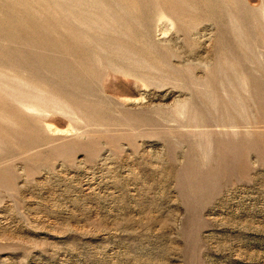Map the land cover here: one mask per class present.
I'll return each instance as SVG.
<instances>
[{
    "label": "rangeland",
    "instance_id": "obj_1",
    "mask_svg": "<svg viewBox=\"0 0 264 264\" xmlns=\"http://www.w3.org/2000/svg\"><path fill=\"white\" fill-rule=\"evenodd\" d=\"M0 264H264V0H0Z\"/></svg>",
    "mask_w": 264,
    "mask_h": 264
}]
</instances>
